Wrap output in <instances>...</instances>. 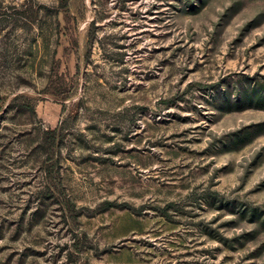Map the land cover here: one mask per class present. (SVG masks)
Masks as SVG:
<instances>
[{"label": "rangeland", "instance_id": "rangeland-1", "mask_svg": "<svg viewBox=\"0 0 264 264\" xmlns=\"http://www.w3.org/2000/svg\"><path fill=\"white\" fill-rule=\"evenodd\" d=\"M0 264H264V0H0Z\"/></svg>", "mask_w": 264, "mask_h": 264}]
</instances>
